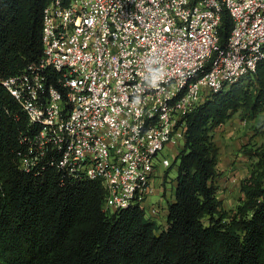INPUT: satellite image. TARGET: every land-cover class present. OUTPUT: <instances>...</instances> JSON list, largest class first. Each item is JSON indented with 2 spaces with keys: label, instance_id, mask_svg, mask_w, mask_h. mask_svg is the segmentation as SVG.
I'll list each match as a JSON object with an SVG mask.
<instances>
[{
  "label": "built area",
  "instance_id": "1",
  "mask_svg": "<svg viewBox=\"0 0 264 264\" xmlns=\"http://www.w3.org/2000/svg\"><path fill=\"white\" fill-rule=\"evenodd\" d=\"M42 39L41 61L3 80L37 127L21 166L102 180L107 211L147 208L184 117L264 58V0H52ZM160 212L155 202L147 215Z\"/></svg>",
  "mask_w": 264,
  "mask_h": 264
},
{
  "label": "trees",
  "instance_id": "2",
  "mask_svg": "<svg viewBox=\"0 0 264 264\" xmlns=\"http://www.w3.org/2000/svg\"><path fill=\"white\" fill-rule=\"evenodd\" d=\"M51 1L0 0V264H264V143L245 149L252 168L241 180L242 198L228 211L218 196L215 139V129L236 113H264V58L184 117L166 224L141 205L107 211L102 180L41 168L43 160L30 171L21 166L25 138L37 127L3 80L41 61L43 12ZM232 27L225 10L221 46ZM49 75L56 81L58 72ZM53 155L59 156L49 152L46 159Z\"/></svg>",
  "mask_w": 264,
  "mask_h": 264
},
{
  "label": "rangeland",
  "instance_id": "3",
  "mask_svg": "<svg viewBox=\"0 0 264 264\" xmlns=\"http://www.w3.org/2000/svg\"><path fill=\"white\" fill-rule=\"evenodd\" d=\"M215 139L223 155L230 154L231 158L234 157L229 164L233 165L234 163H237V165H240L236 169L221 171V174L217 179L219 187L218 194L221 193L220 199H222L223 202L224 200L228 201L224 206L228 211H231L242 198L240 195L241 180L250 173L252 168V157L249 153L245 152V149L251 148L254 150L264 143V113H260L253 118L246 116L242 112L236 113L227 123H225L224 126H218L215 129ZM179 144L180 143L175 145L177 148L176 152L181 148ZM164 152L166 157L171 159V166L165 167L158 165L153 180L155 192L149 198L146 208L149 215V206L156 202V205L159 206L161 211V214L157 216V219L160 222L165 218L163 210L166 209L168 201L173 198L175 185L174 178L177 174L176 166L172 165L174 162L173 152H171L169 148ZM239 156L242 157L238 158ZM167 170H169V178L165 184L166 197H163L164 187L162 183ZM158 189H160V192Z\"/></svg>",
  "mask_w": 264,
  "mask_h": 264
},
{
  "label": "crops",
  "instance_id": "4",
  "mask_svg": "<svg viewBox=\"0 0 264 264\" xmlns=\"http://www.w3.org/2000/svg\"><path fill=\"white\" fill-rule=\"evenodd\" d=\"M225 125V124H224ZM224 125H222V126H224ZM183 142L184 141H182V142H179L180 144V146H182L183 145ZM175 145H178V143H174V142H172V143H169V145H168V148L170 149V151L171 152H173V154H174V159H175V157H176V155L178 154V152H179V150L176 152V150H177V148H176V146ZM240 157H242V156H239L238 158H240ZM231 159H234V157H232L231 158V156H230V154H222V151H221V153H220V160H219V170H220V172L221 171H225V170H229V169H236L237 167H239L240 165H237V163H234L233 165H231V164H229V162L231 161ZM176 173H177V167H176ZM168 175H169V172L167 173V171H166V173H165V175H164V180H163V187H164V192H163V197L165 196L166 197V187H165V184H166V182H167V180H168ZM175 179V178H174ZM221 179V178H220ZM174 184H175V181H174ZM158 191L160 192V189H158ZM220 194L221 193H219L218 194V196H219V198L221 197L220 196ZM240 195L242 196V192L240 191ZM174 199V195H173V198L171 199V200H169V201H172ZM224 205L226 204V203H228V201L226 200H224ZM168 205V204H167ZM167 212H168V208L166 207V209L165 210H163V215L165 216V218H163V220L162 221H164V222H160L157 218L158 217H156V220L159 222V224L161 223V224H166V219H167ZM160 214H161V212H160ZM159 216V215H158Z\"/></svg>",
  "mask_w": 264,
  "mask_h": 264
}]
</instances>
